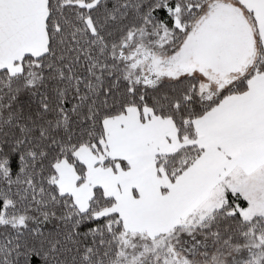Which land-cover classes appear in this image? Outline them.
<instances>
[{
  "label": "snow or ice",
  "instance_id": "obj_1",
  "mask_svg": "<svg viewBox=\"0 0 264 264\" xmlns=\"http://www.w3.org/2000/svg\"><path fill=\"white\" fill-rule=\"evenodd\" d=\"M0 264H264V0H0Z\"/></svg>",
  "mask_w": 264,
  "mask_h": 264
}]
</instances>
